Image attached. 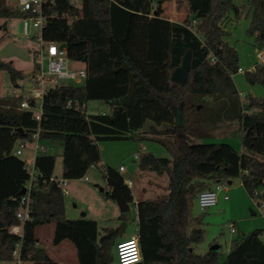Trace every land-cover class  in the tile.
I'll list each match as a JSON object with an SVG mask.
<instances>
[{"label":"trees","instance_id":"trees-1","mask_svg":"<svg viewBox=\"0 0 264 264\" xmlns=\"http://www.w3.org/2000/svg\"><path fill=\"white\" fill-rule=\"evenodd\" d=\"M169 1L81 0L80 7H75L71 0H57L55 5L43 7V39L65 46L72 61L85 65L87 78L81 85L49 89L41 124L32 111L20 109L21 96L0 99V263L58 264L39 246L36 235L38 227L53 224V245L70 241L78 264H116L115 230L101 234L96 221L66 218L65 197L58 183L50 181L56 165L50 152L39 151L35 159L29 219L23 223L17 218L21 192L30 175L23 155L18 157L15 151L21 142L34 144L36 133L46 147L67 143V131L74 123L83 126L84 122L93 138L87 145L94 150L93 143L128 139L151 122V134L172 138L167 142L157 139L172 158L157 157L141 148L138 163L141 171L168 175L165 198L135 203L119 173L100 165L99 158L93 162L106 179L119 184L125 201L136 209L142 254L138 264H264L262 230L233 241L223 261L219 251L202 255L193 251L205 234L204 214L194 215L200 193L239 179L249 197L264 205V97L241 99L233 79L239 55L224 40L229 15L233 13L238 20L247 7L252 11L248 33L264 49V0H243L242 6L234 0H176L177 10L184 12L178 21L166 16L164 5ZM188 51L192 52L188 80L175 84L171 75ZM1 71L14 84L26 79L12 63L0 61ZM246 79L250 85L264 88V65L257 64L255 71L246 73ZM92 101L107 105L108 112L80 116L82 122L73 121L71 129L43 128L48 115H67L65 110L70 108L83 111ZM206 106L216 125L239 127L241 152L225 143L190 141L186 132L189 113H203ZM175 108L183 113V128L176 127ZM161 127L167 128L158 130ZM84 158L89 159L88 155ZM64 177L69 179L66 172ZM108 189L104 197L113 200ZM19 226L21 235L12 232Z\"/></svg>","mask_w":264,"mask_h":264},{"label":"rangeland","instance_id":"rangeland-1","mask_svg":"<svg viewBox=\"0 0 264 264\" xmlns=\"http://www.w3.org/2000/svg\"><path fill=\"white\" fill-rule=\"evenodd\" d=\"M72 3L75 0H71ZM236 5L242 6L243 0H234ZM0 61L12 63L13 66L25 73L26 79L14 84L9 75L0 72V99L21 96L20 87L25 84L27 77L36 69L34 54L39 48L38 40L23 36V19L16 0H1L0 2ZM166 16L173 21L181 20L184 12L176 8V0H171L165 5ZM252 11L249 8H242L241 16L238 20L234 14L229 15L230 20L225 23L226 36L224 40L236 49L239 55V68L244 73L238 72L234 76V82L239 93L246 96L252 95L256 98L264 97V88L260 84L250 85L246 79L247 72H253L252 68L258 63L256 51L259 49L255 44V37L249 35ZM75 68H81V63H73ZM68 83V82H65ZM19 87V88H18ZM209 99L207 98V102ZM201 106H198V110ZM64 109H61L63 111ZM66 115H48L45 117L44 127L52 130H59L61 127L71 129L73 121H80V116L97 113H107L108 106L99 102H89L83 111L68 109ZM176 127H185L184 116L179 108L174 109ZM188 135L190 141L196 144H228L234 149L242 151V137L237 125L225 127L224 124L216 125L212 118V110L208 106L204 107L203 113L191 111L189 113ZM74 117V118H73ZM57 122L56 126L51 122ZM152 123L149 122L141 131L134 132L125 140L101 141L94 147V153L86 154L85 151L75 146L68 147L65 142H56L50 149V154L56 158L54 176L63 178L66 166L69 180L67 191L69 195L65 197V206L69 210L70 220L81 219L82 213L86 216L83 219L95 220L98 222L101 234L105 230H115L116 237L113 246V254L117 258V243L124 238L137 235L138 223L136 209L132 205L129 212L122 214L114 200L106 199L104 192L110 187L104 177L99 165L93 164L98 156L101 164L119 172L122 166L126 172L123 177L131 182L132 191L136 201L163 199L169 194V178L167 174L157 175L151 171H141L138 160L134 158L139 154L142 147L146 148L145 153H152L157 157L171 159V154L158 140L168 141L172 138L168 136L153 135L149 132ZM56 128V129H54ZM167 127L158 128L164 131ZM158 139V140H157ZM34 145L27 144L23 151V160L30 159L34 155ZM89 157L85 159L84 157ZM93 159V161H92ZM264 160V159H263ZM100 164V165H101ZM88 180L85 181L84 178ZM228 200H224L222 193L217 206L206 211H201L196 205L194 215H203V229L205 230L203 241L194 246L196 254H206L210 251H219L221 261L225 260L233 241L248 235L256 230H262L264 237V212L257 206L253 199L249 197L239 179L228 184ZM103 189V191H101ZM109 201V203L107 202ZM117 206V207H116ZM118 208V210H117ZM87 211V212H86ZM120 212V213H119ZM255 213V214H253ZM121 215H124L121 217ZM120 216V217H119ZM235 224L236 233L232 234L228 228ZM49 226H44L41 230L39 246L48 250L50 248ZM0 264H15L0 263ZM24 264H31L26 262ZM117 264V259H116Z\"/></svg>","mask_w":264,"mask_h":264},{"label":"built area","instance_id":"built-area-1","mask_svg":"<svg viewBox=\"0 0 264 264\" xmlns=\"http://www.w3.org/2000/svg\"><path fill=\"white\" fill-rule=\"evenodd\" d=\"M20 9V13L23 19V36L38 40L39 48L34 54V61L36 69L28 77L23 86L20 87L21 103L20 109L26 111H32L35 116V120L41 124L44 118V96L51 88L65 85L74 84L81 85L87 78L85 68H75L73 66L74 61L69 57V52L65 46H62L55 42H47L43 39L42 33L45 26L46 18L43 13V7L45 5H55L57 0H16ZM81 0H75L71 4L75 7H80ZM257 64L264 65V51H256ZM215 58H212V63H215ZM256 64V65H257ZM256 65L252 68L255 71ZM238 72L244 73L243 69L239 68ZM68 82V83H65ZM245 94L240 93L241 99L245 98ZM34 155L25 161L26 169L30 175V180L25 186V194L22 195L20 200L19 209L17 211V218L23 223L29 219V210L32 203V189L33 180L37 174L35 168V159L38 152L47 153L50 152L49 147L41 145L39 141V133L34 136ZM26 149V144L21 142L15 155L21 157L23 151ZM142 151L145 152L146 148L142 147ZM134 158L138 160L139 155L135 154ZM119 171H124L121 166ZM67 178H50L51 182L56 181L59 188L62 191L64 197L69 195L67 191L68 185ZM88 180L87 177L84 178ZM130 187L131 182L126 181ZM229 191L228 184H217L213 189L204 191L199 194L197 198V206L201 211H206L211 207L217 206L221 194L223 193V199L228 200ZM254 203L263 210V202L260 199H253ZM232 234L236 233L235 224L228 227ZM12 232L21 235L19 227H14ZM117 251V264H138L142 262V254L140 249V242L138 233L135 236L121 239L116 246ZM17 256V255H16Z\"/></svg>","mask_w":264,"mask_h":264},{"label":"crops","instance_id":"crops-1","mask_svg":"<svg viewBox=\"0 0 264 264\" xmlns=\"http://www.w3.org/2000/svg\"><path fill=\"white\" fill-rule=\"evenodd\" d=\"M0 2H1V0H0ZM81 64L83 65L81 68H85V65L83 63H81ZM72 127H73V129L70 132L67 131V134H68L67 145H68V147L70 146V148H73V147H75L77 145L83 151L93 153V151H94L93 148H90L87 145V143L89 141L90 142L93 141V138L88 133L89 130H88V127H87L86 123L84 122L83 126H80L79 124H75L74 123V126H72ZM65 130H66V128H65ZM53 144H47L49 149L52 148ZM93 144H94V147H95L97 143H93ZM98 158L100 159V164H101V158L99 156H98ZM65 172L68 173L69 172L68 169H65ZM124 172H126L125 169H124V171H122V172L119 171L117 173H119V175L121 177H123L122 173H124ZM124 179H125V181H129L126 178H124ZM130 189L132 191V186H130ZM132 194H133V191H132ZM133 198H134V194H133ZM107 202L109 203V201H107ZM134 202L137 203L139 201H136L135 198H134ZM117 210H118V208H117ZM69 213L70 212H69L68 208L65 206L66 218L67 219H73V217L68 215ZM83 218H85V217H82V215H81V219H83ZM93 221H95V220H93ZM47 226L50 227L49 233H50V238H51V240H50L51 245H50V248L48 250H46V251H47L48 255L50 256V258L54 262H56L58 264H78L77 252H76V248L74 247V245L68 240H65V241L61 242L59 245H53L52 241H53V235H54V225L51 224V225H47ZM43 227L44 226L38 227L37 230H36V235H37L39 241H40V234L42 233L41 229ZM19 230L22 233V227L21 226H19ZM14 263L15 264H24L26 262L18 261V262H14Z\"/></svg>","mask_w":264,"mask_h":264},{"label":"water","instance_id":"water-1","mask_svg":"<svg viewBox=\"0 0 264 264\" xmlns=\"http://www.w3.org/2000/svg\"><path fill=\"white\" fill-rule=\"evenodd\" d=\"M191 63H192V52L188 51L183 57L181 65L173 71L171 75V81L175 84H185L188 80L189 72L191 69ZM106 180L111 188L110 195L113 198V200L117 203L121 213L125 214L129 212L130 205L123 198L119 184L110 178H107ZM101 191H103V189H101ZM24 194H25V189H23L21 192V195ZM85 216L86 214L82 213V217Z\"/></svg>","mask_w":264,"mask_h":264}]
</instances>
